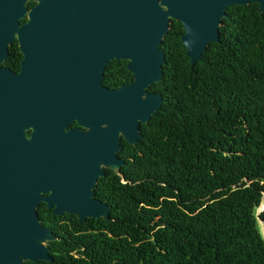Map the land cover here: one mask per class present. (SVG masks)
<instances>
[{
    "label": "trees",
    "instance_id": "trees-1",
    "mask_svg": "<svg viewBox=\"0 0 264 264\" xmlns=\"http://www.w3.org/2000/svg\"><path fill=\"white\" fill-rule=\"evenodd\" d=\"M183 32L172 19L159 44L162 76L148 89L164 100L137 144L122 138L123 175L94 189L110 220L39 209L52 259L23 264H264V11L228 7L194 64ZM127 62L110 61L102 83L131 81Z\"/></svg>",
    "mask_w": 264,
    "mask_h": 264
},
{
    "label": "water",
    "instance_id": "water-1",
    "mask_svg": "<svg viewBox=\"0 0 264 264\" xmlns=\"http://www.w3.org/2000/svg\"><path fill=\"white\" fill-rule=\"evenodd\" d=\"M251 2L264 11V0H0V61L17 38L22 63H28L0 86V123L18 117L23 125L11 144L0 142V158L25 162L30 171L0 178V186L16 193L25 186L27 192L24 207L15 203L0 221V264L52 259L46 242L56 236L39 221L41 199L55 215L110 220L109 205L92 196L103 176L100 164L123 175L122 138L137 144L140 124L164 100L148 87L162 76L159 44L170 22L182 23L181 40L194 64L210 41L220 40L227 8ZM115 59H127L134 78L109 87L103 69ZM73 120L88 130L66 131ZM30 124L34 132L27 138Z\"/></svg>",
    "mask_w": 264,
    "mask_h": 264
},
{
    "label": "flooded vegetation",
    "instance_id": "flooded-vegetation-1",
    "mask_svg": "<svg viewBox=\"0 0 264 264\" xmlns=\"http://www.w3.org/2000/svg\"><path fill=\"white\" fill-rule=\"evenodd\" d=\"M27 20H28V14H26V17L20 21V24L27 22ZM7 50H8V55L6 56L5 59L0 61V86L7 80H14L15 78H17L18 75L21 73L23 67H25L26 69V67L28 66V63H22V59L24 55L21 52L17 38H15L10 44L7 45ZM11 119L12 122L0 123V142L11 144L13 142L15 130L20 126H23L22 124H18V122H20L21 120L20 118L15 117ZM75 128H77L82 132L88 130L87 126L79 125L77 120H73L69 122L68 126L66 127V131H70ZM24 132L27 138H31L32 133L34 132V125L33 124H30L29 126L25 125ZM100 167L103 171V176L100 177H105L106 175H108L109 171L112 170L110 166L105 165L104 163H101ZM28 173H30V171L28 170L25 162L20 163L17 160L10 159L8 157L0 158V178H9L11 176H15L16 174L19 175L23 174L24 176H26L28 175ZM100 177L97 178V182ZM95 187L93 188V195H92L93 198H96L94 194ZM42 194L47 195L48 192L42 191ZM25 195H27L25 186L23 187L22 191H19L17 193L13 190L10 191L9 189H7L5 185L0 186V221L1 222L6 221L9 218L10 215L9 211L11 208H14L15 203L19 207L23 203V207H24ZM100 201L104 202L102 200ZM42 208H49L51 209V211H53L54 206H49L45 199H41L38 206H36L37 215L39 209Z\"/></svg>",
    "mask_w": 264,
    "mask_h": 264
},
{
    "label": "rangeland",
    "instance_id": "rangeland-1",
    "mask_svg": "<svg viewBox=\"0 0 264 264\" xmlns=\"http://www.w3.org/2000/svg\"><path fill=\"white\" fill-rule=\"evenodd\" d=\"M263 209H264V196H263V199H262L260 206L257 208V213L263 211ZM259 222H260V226H261V231L264 235V223L261 220H259Z\"/></svg>",
    "mask_w": 264,
    "mask_h": 264
}]
</instances>
